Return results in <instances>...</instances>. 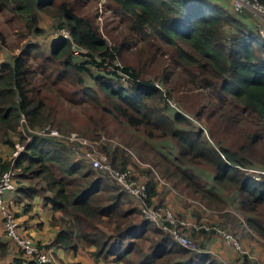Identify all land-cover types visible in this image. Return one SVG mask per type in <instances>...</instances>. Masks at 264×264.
I'll list each match as a JSON object with an SVG mask.
<instances>
[{"label":"trees","instance_id":"16d2710c","mask_svg":"<svg viewBox=\"0 0 264 264\" xmlns=\"http://www.w3.org/2000/svg\"><path fill=\"white\" fill-rule=\"evenodd\" d=\"M107 1L133 38L103 36L69 0H0L20 20L21 38L44 33L43 13L68 32L51 42L48 54L30 44L0 64V142L13 145L22 116L30 128L49 124L94 139L118 140L108 133L117 124L137 135L139 154L128 141L124 147L102 145L106 158L113 169L132 167L146 178L153 208L169 204L159 177L210 210L234 207L264 237V36L249 14L232 11L225 0ZM151 40L167 59L161 75L149 79L125 51L130 55L132 46ZM69 152L54 138L35 136L14 163L16 188L28 197L41 193L51 206L50 224L57 228L51 245L92 249L95 262L113 256L124 264H220L210 253L175 243L142 217L114 180L105 181ZM9 165L0 159V175ZM192 217L196 238L222 225ZM8 251L0 239V259ZM241 254L237 264H259ZM17 255L14 264H41Z\"/></svg>","mask_w":264,"mask_h":264},{"label":"rangeland","instance_id":"374dc122","mask_svg":"<svg viewBox=\"0 0 264 264\" xmlns=\"http://www.w3.org/2000/svg\"><path fill=\"white\" fill-rule=\"evenodd\" d=\"M71 1L74 3V6L77 9V12L82 16H87L88 18H90L92 22L94 23V25L101 32V34H103V36H104V32L107 31L108 33L111 34L112 37L117 36V40H120V41L125 40V37L127 36L131 37L128 33L124 32L125 28L122 27V24L120 23L121 12L118 9L114 8L113 3L107 0H69V2ZM220 1H224V0H220ZM225 1L229 5V0H225ZM247 14H249L250 18L257 25L259 24V27H261L264 32V19H261L260 17L256 16L253 13H247ZM53 24L54 23L50 15L43 13L41 14V18H40V26L44 29V33L40 37L39 36L38 37L27 36V37L21 38L20 20L17 19L15 15L10 13L6 9H3L0 7V31L5 36L4 42H0V53L3 56L2 57L3 61L1 62H5L12 56L19 54L25 48H27V46L30 44L37 45L41 52L48 54L50 46H51V42L55 38L60 37V36L68 38V32L66 30H64L63 28L58 29L57 27H54ZM253 27H254V23H253ZM156 46L157 45L155 41L151 40L147 44L140 42L136 46H132V49H131L132 53H130V55H129V51H125V58L127 59V61L133 63L137 71L142 76H144V78L152 79V78L160 76L162 67L164 65L163 64L161 66V64L164 63L163 60L167 59V54H165L166 50L159 51L156 48ZM74 51L79 52L82 50L78 48L77 46H74ZM37 61L38 60L36 59L35 62L31 63L32 67H36ZM167 62L168 60H166V63ZM68 120L70 119L68 118ZM60 132L63 134H67L70 132L80 133L74 130L69 131V132H63V131H60ZM108 133L110 135H115V137H118L120 140L110 139L105 136H101L103 138H99V139H104L106 141V145H110L111 147H115V146L124 147V143L129 141L130 143L133 144L131 148L136 153H138V150L135 148L138 138H137V135H134L131 130H127L123 127L118 126L117 124L112 123L111 125H109ZM25 134L27 133L25 132ZM23 136L24 135L22 134V132L18 131V134L14 135L13 137V145L11 147L0 142V159L1 160L8 161V163H11V160L14 158L13 152H14L15 143L23 145V142H26ZM83 136H86V135H83ZM54 139L56 141H60L61 143L65 144L60 139H57V138H54ZM78 148L80 152H85L88 150L85 147H81V146ZM98 148L101 153L105 154V151L101 146H99ZM23 152L24 150L18 155L16 160L19 158V156ZM69 153L71 154L72 160L76 162H82V164H84L83 167L84 166L86 168L90 167V164L88 163V161H86L81 156V154H75L72 152H69ZM97 153L100 154L99 152ZM132 157H135V156H132ZM136 161L138 162V165H140L141 167L146 166L144 163H142V161L141 162L139 160H136ZM107 163L110 165L108 160L104 161V164H107ZM131 168L132 167L128 168L129 174H133L136 178H139L138 181L142 182V179L146 180L145 177L143 176L141 177V174H139L137 170H134V172L132 173ZM95 170L96 172L99 173V175L102 176V178L105 181L111 180L108 172L104 171L103 169H95ZM248 173H251V172L248 171ZM158 185L160 186L159 191L163 193V196L165 194L167 201L171 199L172 202L174 203V205L167 204L166 209H169L170 212L173 214V218L175 220L174 227L176 226L178 229H180L182 233H184L188 238L191 239L193 246L196 249V250H193V252L208 253L207 251H209V248L208 247L201 248L200 243L198 242L199 238H196L194 236V234L197 232H194L191 229L193 225L191 223L195 222L192 216H194L195 218L200 217L201 220H203L202 222H205V219H208L209 221L217 222L216 224H220L219 222H222L221 230H225L226 232L232 234L234 238L237 239L238 241L237 243L239 247L241 248V250L243 251L242 253H246L249 256L248 257L249 260L256 261L259 264H264V237H262L260 234L255 232L253 229H251L248 226V224L245 222L243 214L237 211L234 207L229 206L228 208H225V209L224 208L219 209L217 207V208H213L214 210H210L208 207L203 206L198 201L199 199L193 198L192 196L188 195L184 191H180L178 188L174 187L169 182H165V181L159 182L158 181ZM126 194L131 204L137 206L138 204L136 200L131 195H129L127 192ZM32 195L38 196L39 202L37 204H40L39 206L42 207L43 204L45 203L43 199V195L41 193H34V192L32 193ZM158 200L159 199H157L156 204L153 203L155 206H158L157 205ZM28 208H31V206ZM30 210H27V211H30ZM14 214L16 217L15 219H17V215L15 212ZM217 215L218 216L221 215L223 216V218H220ZM260 222H263L264 224V220L260 219ZM18 224L21 225L20 222H18ZM25 236L35 241V239L31 237L29 233L25 234ZM214 236L217 237L219 242L223 243L227 249L232 250V248L233 249L236 248L232 243H229V244L226 243L225 239L222 236H220L219 233H215ZM0 239L4 241H9V246H10V249L12 250L13 245L11 244L10 240L6 237L4 232H3V237H0ZM36 243L40 248L41 247L47 248L46 246H48L47 243H44L42 241L41 242L37 241ZM16 252L17 251L15 249V253ZM234 252H235L234 257L230 260L227 259V261L226 260L223 261L224 258H219V256L213 255V257H215L216 260L220 264H237L242 259L241 255L243 254L238 253L237 251H234ZM83 254H84L83 256L91 259L93 264L95 263L104 264L103 260L105 259H99L98 261L95 262V259L92 256V249L85 248V251L83 252ZM54 261L56 262V264H70V263L61 262L59 258L57 259L56 257L54 258ZM5 263H6V257L4 259H0V264H5ZM107 264H124V263L122 262L118 263L117 261L112 260V262H108Z\"/></svg>","mask_w":264,"mask_h":264},{"label":"built area","instance_id":"2783aa9c","mask_svg":"<svg viewBox=\"0 0 264 264\" xmlns=\"http://www.w3.org/2000/svg\"><path fill=\"white\" fill-rule=\"evenodd\" d=\"M229 5L234 12L253 13L261 19H264V4H261L258 0H229ZM250 20L252 19L250 18ZM254 27L253 28L258 34L264 36V32L262 28L259 27V24L257 25L254 22ZM2 57L3 56L0 53V62L3 61ZM18 131L22 132L26 142H23V145L15 143L13 152L14 158L11 160L8 169L0 175V223L4 234L11 241L16 250L21 252L22 258L41 264H56L54 257L47 248H40L35 241L25 236V234L20 231V225L18 224V221H16L17 219H15V214L4 199V194L6 192L15 191L16 189L15 177L17 174V168L14 166V161L18 155L25 150L26 144L31 143L35 136L60 139L71 149L72 153L81 154L92 168L103 169L108 172L110 178L136 200L144 219L154 224L181 247L192 251L196 250L191 239L182 233L176 226L174 227L175 220L169 209H155L150 205L147 199L146 186L143 181L141 182L131 179L128 170L116 171L112 169L108 163L104 164V161H107L106 155L101 153L98 148L99 146L102 147V145L106 144L104 139H94L74 132L63 134L57 129L51 128L50 125L40 128H30L26 124L23 116L20 119ZM25 132L27 134H25ZM80 146L85 147L88 150L80 152L78 148ZM158 180L159 182H163L159 177ZM192 227L196 230L199 229L195 224H193ZM203 228L207 230L209 229L206 227ZM216 233H219V235L225 239L226 243H232L237 251L240 253L243 252L237 243V239L234 238L232 234L225 230H221V228L216 229Z\"/></svg>","mask_w":264,"mask_h":264},{"label":"crops","instance_id":"0c3cea01","mask_svg":"<svg viewBox=\"0 0 264 264\" xmlns=\"http://www.w3.org/2000/svg\"><path fill=\"white\" fill-rule=\"evenodd\" d=\"M221 2V1H220ZM252 24L254 23L253 20H250ZM27 191L24 188H17L15 191L6 192L4 194L5 201L9 204L10 208L13 210V212L17 215V220L20 222V231L23 234H30L31 237L35 239L37 242H44L47 243L48 246L47 249L50 251L52 256L55 258H59L61 262L64 263H79V264H93L91 259L88 257L83 256L84 250H78L77 253L73 252L71 249L63 250L61 248H57L56 246L50 245V241L54 238L57 228L52 226L50 224L51 219V206L48 203H44L42 207H40V204H37L38 196L31 195V197H28L26 195ZM30 200V201H29ZM174 205L171 199H169V205ZM28 205V206H27ZM31 208H28L30 207ZM28 208V209H27ZM31 209V210H30ZM30 210V211H27ZM203 221V220H202ZM207 222L208 219H205ZM193 224V222L191 223ZM206 228L208 226L204 224ZM155 226V225H154ZM206 232H209V229H204ZM215 233H207L206 235H201V237L198 239L201 243L204 244V247H208L209 251L212 256H219V258H224V260L227 261L232 259L235 255V250L232 248V250H229L224 246L223 243L219 242L217 237L214 236ZM0 237H3V229L0 223ZM11 242V241H10ZM9 245V241H7ZM12 244V243H11ZM13 245V244H12ZM15 247L13 245L12 250L9 246V251L6 256V263L5 264H14L13 259L18 256L15 253ZM17 251V250H16ZM217 255H216V254ZM113 256L108 257L107 259L103 260L104 264H107L108 262H112ZM220 260V259H219ZM114 261V260H113ZM221 261V262H223ZM120 263V262H118ZM98 264V263H95Z\"/></svg>","mask_w":264,"mask_h":264},{"label":"clouds","instance_id":"9594fccd","mask_svg":"<svg viewBox=\"0 0 264 264\" xmlns=\"http://www.w3.org/2000/svg\"><path fill=\"white\" fill-rule=\"evenodd\" d=\"M2 63V62H1ZM88 137V136H87ZM70 149V148H69ZM72 152V151H71ZM94 169V168H93Z\"/></svg>","mask_w":264,"mask_h":264}]
</instances>
